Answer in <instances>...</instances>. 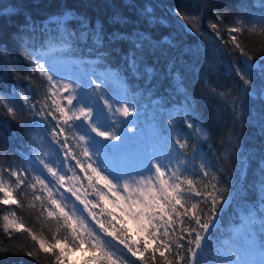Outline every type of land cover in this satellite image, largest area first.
<instances>
[{
	"label": "snow or ice",
	"instance_id": "6c2138e0",
	"mask_svg": "<svg viewBox=\"0 0 264 264\" xmlns=\"http://www.w3.org/2000/svg\"><path fill=\"white\" fill-rule=\"evenodd\" d=\"M256 3H242L253 9L243 13L209 0L38 4L57 9L43 17L0 9V20L16 21L0 34V255L264 264V0ZM141 99L153 122L143 137ZM230 214L238 231L226 234Z\"/></svg>",
	"mask_w": 264,
	"mask_h": 264
},
{
	"label": "trees",
	"instance_id": "16d2710c",
	"mask_svg": "<svg viewBox=\"0 0 264 264\" xmlns=\"http://www.w3.org/2000/svg\"><path fill=\"white\" fill-rule=\"evenodd\" d=\"M88 2L89 0H0V9L5 8V7L12 9V6L16 5L17 6L15 8L16 12H23L25 15H27L29 12H32L34 15L38 17H43V16L48 15L51 12L57 11V9L55 7H35L38 4L39 5L71 4V5L80 6L81 4H86ZM175 2L176 0H141V3L147 4V5H159L161 3L170 4V3H175ZM191 2H195V0H191ZM209 2L216 7H227L233 13H235L236 11L243 13L245 11L253 10V9H241L240 5L242 3L251 4L254 6L255 9L259 8V4L256 3V0H209ZM94 11L95 10H89V13L91 14ZM15 23L16 21L14 20H0V34H3L9 31ZM230 23H231L230 20L225 21V25H228ZM224 39L225 40L228 39L226 34L224 36ZM21 66H23V64ZM119 87L120 85L117 83L113 85V88H119ZM140 103L141 105L148 106L144 108V114L142 115L141 121H140L141 126L145 128L148 126V124H151L153 126V122L151 119L152 108L151 106H149V101L147 99H141ZM256 107L258 108L259 105L257 104ZM7 143H8L9 156H11L12 151L14 150L17 142L12 141L11 138H8ZM252 143L253 145H255L257 141L253 139ZM0 160H7V157L0 156ZM5 166H7V164H5ZM82 193H83V189H82ZM84 194H88V193H84ZM3 211H4V206L0 205V215L3 214ZM24 218L28 222L26 226H32L36 230H39L40 224L38 221L35 220L34 216H32L28 212H25ZM235 220H236V217L231 214L229 215V217L225 219L224 227L222 230L226 234L234 233L233 226L236 225V223H234ZM129 222L130 221L127 222L128 227L133 229V234L136 235L135 228L134 227L132 228ZM0 225H2V222H0ZM137 238H138V235H137ZM6 240H7V237L2 231V226H0V243L5 242ZM26 242L30 243V240H27ZM84 260H85L84 258L79 259V260L77 259L68 260L66 264H83ZM0 264H34V262L31 260V258H28L26 256L10 254V255H0Z\"/></svg>",
	"mask_w": 264,
	"mask_h": 264
},
{
	"label": "rangeland",
	"instance_id": "374dc122",
	"mask_svg": "<svg viewBox=\"0 0 264 264\" xmlns=\"http://www.w3.org/2000/svg\"><path fill=\"white\" fill-rule=\"evenodd\" d=\"M129 127H132V125H129ZM151 134V130L149 129V132H142V137L143 136H147ZM129 224L131 225V227L135 228L134 224H132V222L130 221ZM238 231V226H236V232ZM86 255H88V253L84 250H74L72 252L69 253V260H73V259H85Z\"/></svg>",
	"mask_w": 264,
	"mask_h": 264
},
{
	"label": "bare ground",
	"instance_id": "6f19581e",
	"mask_svg": "<svg viewBox=\"0 0 264 264\" xmlns=\"http://www.w3.org/2000/svg\"><path fill=\"white\" fill-rule=\"evenodd\" d=\"M237 12V11H236Z\"/></svg>",
	"mask_w": 264,
	"mask_h": 264
}]
</instances>
